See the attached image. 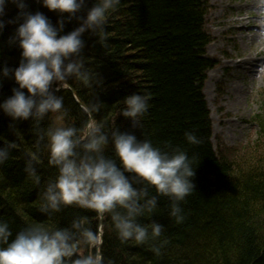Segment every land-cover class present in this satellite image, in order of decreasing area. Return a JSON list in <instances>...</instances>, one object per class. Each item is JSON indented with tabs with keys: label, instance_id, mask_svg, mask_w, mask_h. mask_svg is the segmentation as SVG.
I'll list each match as a JSON object with an SVG mask.
<instances>
[{
	"label": "trees",
	"instance_id": "1",
	"mask_svg": "<svg viewBox=\"0 0 264 264\" xmlns=\"http://www.w3.org/2000/svg\"><path fill=\"white\" fill-rule=\"evenodd\" d=\"M208 12L0 0V264H264V116L214 144Z\"/></svg>",
	"mask_w": 264,
	"mask_h": 264
},
{
	"label": "rangeland",
	"instance_id": "2",
	"mask_svg": "<svg viewBox=\"0 0 264 264\" xmlns=\"http://www.w3.org/2000/svg\"><path fill=\"white\" fill-rule=\"evenodd\" d=\"M205 1L209 8L207 27L211 35L206 54L215 62V66L208 70L213 77L209 79L207 72L203 86L212 120V140L215 145L220 141L227 147H240L256 138L257 126L253 123V116H264V49L257 48L259 44L264 45V0ZM246 17L248 24L240 27L237 19ZM253 24L258 28H253ZM50 45L49 56L54 43ZM254 54L255 61L249 59ZM235 61H253L254 71L243 73L233 64ZM56 87L58 91L67 86L60 82ZM233 87L239 88L241 94L234 95ZM83 109L89 112L86 107ZM55 128L61 129V124L57 122ZM91 128L92 124L88 131ZM57 141L52 149L56 155L68 144L62 137Z\"/></svg>",
	"mask_w": 264,
	"mask_h": 264
},
{
	"label": "bare ground",
	"instance_id": "3",
	"mask_svg": "<svg viewBox=\"0 0 264 264\" xmlns=\"http://www.w3.org/2000/svg\"><path fill=\"white\" fill-rule=\"evenodd\" d=\"M245 4V3H244ZM247 8H248V6H246ZM248 17H246V18H242V19H237L238 21H239V26L240 27H244V26H246L247 24H248V22H246L245 21V19H247ZM254 26H253V28H258V26L257 25H255V24H253ZM247 40H249L248 38H246ZM50 42H52V41H50ZM257 48H259V50L260 51H262L263 49H264V45H262V44H259L258 46H257ZM249 59H251V60H253V61H255L256 60V55L254 54V56H252V57H250ZM253 61H250V62H246V61H241V63H239L240 61H235V62H233V64H235L236 65V67H238L239 68V70H241L243 73H247V72H252V71H254V69H253V67H252V63H253ZM213 77V74H212V72L211 71H209L208 72V78L210 79V78H212ZM231 91H232V93L234 94V95H236V96H238L237 94H241V90L239 89V88H236V87H233L232 89H231ZM207 93H208V87H206V90H205V95H207ZM207 98L205 97V100H206ZM233 99H234V96H233ZM234 100H236V99H234ZM234 100H233V102L232 103H234ZM101 215V214H100Z\"/></svg>",
	"mask_w": 264,
	"mask_h": 264
}]
</instances>
